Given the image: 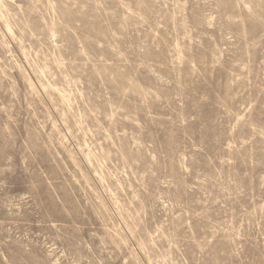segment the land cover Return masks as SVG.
I'll return each mask as SVG.
<instances>
[{
    "label": "rangeland",
    "instance_id": "1",
    "mask_svg": "<svg viewBox=\"0 0 264 264\" xmlns=\"http://www.w3.org/2000/svg\"><path fill=\"white\" fill-rule=\"evenodd\" d=\"M0 264H264V0H0Z\"/></svg>",
    "mask_w": 264,
    "mask_h": 264
}]
</instances>
